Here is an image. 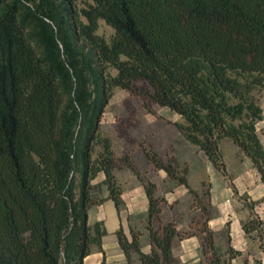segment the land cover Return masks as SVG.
I'll return each mask as SVG.
<instances>
[{"label":"trees","instance_id":"obj_1","mask_svg":"<svg viewBox=\"0 0 264 264\" xmlns=\"http://www.w3.org/2000/svg\"><path fill=\"white\" fill-rule=\"evenodd\" d=\"M100 19L114 29L109 38L97 31ZM117 87L150 111L157 104L181 115L177 127L215 167L222 140L233 139L264 183V113L255 94L264 88V0H0V264H84L94 246L105 256L107 230L102 220L89 222V211L106 199L120 210L113 170L135 169L100 136ZM98 140L105 143L97 153ZM146 153L187 184L153 149ZM100 172L106 197L95 195ZM137 173L150 250L121 226L128 264L135 254L141 264H182L174 243L194 235L198 264H233L240 251L217 243L197 192L191 208L201 214L179 229L161 218L165 196ZM261 224L243 222L247 232Z\"/></svg>","mask_w":264,"mask_h":264},{"label":"rangeland","instance_id":"obj_2","mask_svg":"<svg viewBox=\"0 0 264 264\" xmlns=\"http://www.w3.org/2000/svg\"><path fill=\"white\" fill-rule=\"evenodd\" d=\"M97 31L107 38L114 33L113 27L103 19L99 20ZM255 94L257 102L264 111V88ZM151 109V111L148 110L142 104L140 96L117 87L100 119L101 139H107L108 145L115 155L127 153L128 158L135 166V169L126 165L116 167L113 170V174L121 187V197L124 201L120 210L125 214L123 218L125 224L120 223L117 230L122 226L125 234L131 239L134 229L138 232L142 244L148 241L145 220H142L136 228L130 227L128 223L130 215H132L130 211L142 207L143 201L148 200V196L144 197L145 199L139 196L138 189L133 191L134 187L141 185L145 192L137 173L139 172L156 186L157 195L165 196V204L160 212L161 218L164 221L174 220L179 229H189L192 218L201 214L199 208H191V203L195 199V192H197L203 203L209 206L208 225L215 232L217 243L221 245L220 242L223 237L229 234L231 230L230 215L232 211L229 212V210H233V214L236 213L238 216H245V205L247 209L252 207L255 210L254 203L256 200L254 198L261 194V191L257 189L261 177L259 176L260 173L240 146L229 137L224 138L221 142L220 150L223 164H220V168L215 167L204 151L191 143L184 132L177 127V122H184L181 115L157 104L151 105ZM258 132L264 143V121H259ZM104 143L102 140L97 141L95 146L97 153L103 149ZM147 149H153L164 163L172 165L174 173L186 178L187 184L180 183L177 178L170 176L163 167L156 166L151 162L146 153ZM105 177V173L100 172L92 180L95 184L97 197H106L109 194L107 184L104 182ZM167 188L171 189L174 194L172 192L166 194ZM205 191L209 193L210 202H207L208 198L204 193ZM227 192H230L231 195H227ZM213 193L218 194L217 201ZM175 197H177L176 201L179 202V209L176 206ZM130 198L136 199L137 205H127ZM167 207L176 208L178 211L172 210V216L165 219L163 215H165L164 211ZM225 207L229 208L227 214H225ZM102 210L103 207H98V204L92 206L89 222L97 221L96 219ZM252 214V217L259 218L254 211ZM205 217H207L206 214L202 216V218ZM221 219L225 220V226L222 230H217L213 227L212 222ZM254 231L258 233L260 229ZM196 237L198 238V236ZM228 241H230L229 238ZM96 250L98 248L94 246L93 251ZM200 257L201 249L197 257V264ZM234 258L232 259L233 264ZM179 262L182 263L180 260Z\"/></svg>","mask_w":264,"mask_h":264},{"label":"crops","instance_id":"obj_3","mask_svg":"<svg viewBox=\"0 0 264 264\" xmlns=\"http://www.w3.org/2000/svg\"><path fill=\"white\" fill-rule=\"evenodd\" d=\"M137 189L139 196L145 199L144 197L147 195L143 191V187L139 185L134 187L133 191ZM257 189L261 191V194L254 198V200H256L254 203L256 211L252 207L247 209L245 205V216H238L236 213L233 214V210H229V208L225 207V214H227L228 210L229 212L232 211L230 215L231 230L229 234L225 235V237L222 236L223 240L220 243L223 248H226L229 244L240 251V254L234 258V264H264V183L261 181V177ZM168 192H172V190L167 188L166 194ZM225 193L223 194L224 196L226 195ZM213 195L217 201L218 199H216V197L218 194L213 193ZM227 195H231L230 192H227ZM176 200L177 197H175V203L179 209V202ZM137 203L138 202H136V199L133 198H130V200L127 201V205L129 206H135ZM100 206L103 207V210L100 211V214L96 220H102L107 230V233L102 237L105 256L99 250L93 251L91 254L85 257L84 264H128L125 254L120 247L118 238L115 234V231L119 227L120 223L125 224L123 219L125 214L122 210L117 209L112 199L104 200L102 203L98 204V207ZM178 209L167 207L164 211L165 215H163V217L165 216V219L171 217L172 210L177 212ZM147 211L148 200L143 201L142 207L137 209L135 208L133 211H130V214H132L130 215V219L128 221L130 227H138L142 220H144L143 217L146 215ZM252 211L256 213V216L259 217L262 222L261 227L259 228L260 232L258 233H255V231L247 232L243 226V222L252 218ZM212 223L213 227L217 230H222L223 226H225L224 219H221L220 221L216 220ZM228 238L230 241H228ZM142 250L144 252H149L150 245L148 241L142 244ZM199 252L200 243L196 236H190L182 240H178L173 246L174 255L184 264H197ZM133 264H141L138 255L134 256Z\"/></svg>","mask_w":264,"mask_h":264}]
</instances>
